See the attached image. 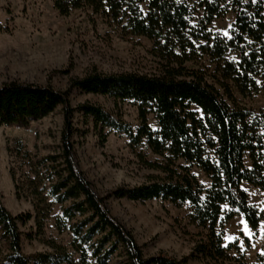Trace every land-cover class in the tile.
I'll use <instances>...</instances> for the list:
<instances>
[{
  "label": "trees",
  "instance_id": "trees-1",
  "mask_svg": "<svg viewBox=\"0 0 264 264\" xmlns=\"http://www.w3.org/2000/svg\"><path fill=\"white\" fill-rule=\"evenodd\" d=\"M54 6L64 17L90 9L123 37L147 38L160 71L93 70L73 79L66 91L20 81L0 86V126L26 127L58 108L63 114L58 152L40 157L20 139L8 145L17 165L11 169L16 197L30 202L32 211L13 215L0 192V242L5 246L0 264H108L116 256L123 257L122 264H246L238 241L225 247L224 237L226 225L239 214L250 226L256 224L254 231L264 219L242 187L247 183L264 192V110L238 101V95L258 94L264 83V0H55ZM230 14L235 16L230 36L212 32V24ZM0 31L8 28L0 23ZM203 60L209 66L188 67ZM74 90L131 104L138 125L98 105L74 108ZM76 114L92 120L104 142L106 129L125 135L140 164L161 175L99 196L77 162L75 137L85 134L75 128ZM142 149L161 160H149ZM194 168L209 179V187ZM114 198L188 204L189 222L202 230L201 239L182 260L163 252L146 257L132 232L112 215L107 201ZM31 221L35 232L26 237L39 238L50 252H23L21 227ZM51 221L60 236L71 237L67 246L46 237Z\"/></svg>",
  "mask_w": 264,
  "mask_h": 264
},
{
  "label": "rangeland",
  "instance_id": "rangeland-1",
  "mask_svg": "<svg viewBox=\"0 0 264 264\" xmlns=\"http://www.w3.org/2000/svg\"><path fill=\"white\" fill-rule=\"evenodd\" d=\"M54 1L0 0V23L8 28V31H0V86L20 81L51 84L58 91H66L73 79L83 78L93 70L103 74H156L160 71L159 59L152 55L153 44L147 38L123 37L117 27L90 9L76 10L68 17L61 16L55 9ZM234 22L235 16L230 14L216 20L210 29L214 33L230 36ZM202 65L209 66L208 61L189 64L188 67L200 69ZM261 85L262 90L258 94L249 97L238 95L239 103L256 111L264 110V83ZM70 100L74 108L86 103L98 105L119 114L126 122L138 125L137 109L129 103L116 105L110 98L80 90H74ZM194 109L202 114L198 108ZM149 122L156 128L153 116H150ZM74 124L85 134L75 137L78 165L99 196L105 197L118 188L142 185L150 176L161 175L140 164L125 135L106 129L107 140L104 142L92 120L76 114ZM62 129L61 108L26 127L0 126V192L3 204L13 215L32 211V206L30 202L16 197L11 169L17 165L9 155V143L20 139L40 157L54 154L58 152ZM139 151L146 153L149 160H161L146 149ZM192 172L202 184L210 186L209 179L200 170L194 168ZM242 187L247 189L250 205L259 211L264 209V192L247 183ZM107 204L112 215L132 232L146 257L163 252L182 260L192 253L196 242L201 239L202 230L189 222L191 208L188 204L175 206L160 200L139 202L128 198L110 199ZM59 213L60 207L57 206L54 214ZM241 219L245 220L239 214L226 225L225 237H241L243 247L238 243L245 254L246 264H264V255L261 254L264 251V230H253L255 235L249 241L238 230V227H243L239 223ZM21 229L25 234L23 252L27 256L51 251L39 238L26 237V234L35 232L34 221ZM46 237L54 238L64 246L71 241L69 235L58 234L53 221L48 224ZM225 237V243L229 244ZM4 251L5 246L0 242V254ZM121 262L123 257L116 256L108 264ZM188 264L208 263L193 260Z\"/></svg>",
  "mask_w": 264,
  "mask_h": 264
},
{
  "label": "snow or ice",
  "instance_id": "snow-or-ice-1",
  "mask_svg": "<svg viewBox=\"0 0 264 264\" xmlns=\"http://www.w3.org/2000/svg\"><path fill=\"white\" fill-rule=\"evenodd\" d=\"M253 3L256 2V0H252ZM245 191H247V189H245ZM225 210H227V206L225 205ZM261 212H264V209H261ZM239 223L243 224V227H238V230L243 232L245 236L248 237L249 241H251V239L253 238V236L255 235V233L253 232V228L256 227V224L253 223L251 226L249 225V222L247 220H243L241 219L239 221ZM259 228L261 230H264V219H261L259 221ZM217 235H220L219 233ZM225 239L232 244H235L237 241L240 242L241 247H243L244 241L241 239V237L237 236V235H232L230 237L226 236ZM225 247L228 246V243L224 244ZM253 247H256L255 244L252 245ZM262 255H264V251H262L261 253Z\"/></svg>",
  "mask_w": 264,
  "mask_h": 264
}]
</instances>
